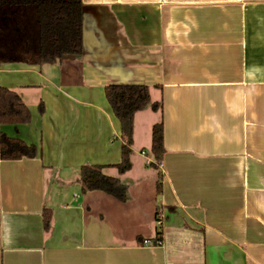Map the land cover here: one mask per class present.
Listing matches in <instances>:
<instances>
[{"label": "crops", "instance_id": "obj_1", "mask_svg": "<svg viewBox=\"0 0 264 264\" xmlns=\"http://www.w3.org/2000/svg\"><path fill=\"white\" fill-rule=\"evenodd\" d=\"M81 2L80 55L0 67L31 115L0 132L37 149L0 159V264H264V0ZM108 85L146 86L159 105L134 114L123 174ZM90 165L127 199L81 194Z\"/></svg>", "mask_w": 264, "mask_h": 264}, {"label": "trees", "instance_id": "obj_2", "mask_svg": "<svg viewBox=\"0 0 264 264\" xmlns=\"http://www.w3.org/2000/svg\"><path fill=\"white\" fill-rule=\"evenodd\" d=\"M83 4L81 0H0V67L21 63L29 66L55 64L64 56L80 55L83 49ZM104 96L113 116L119 123L120 161L114 165L120 174L131 168L129 156L132 144L133 116L150 106L156 111L158 104H151L146 86L108 85ZM39 113L43 112L42 105ZM31 115L21 98L13 91L0 87V127L25 125ZM151 153L158 170L164 155L163 128L158 123L152 127ZM37 149L21 139L0 132V159L16 161L34 158ZM103 166L90 165L80 168L81 194L100 191L118 201L127 199V187L119 179L102 173ZM162 191L160 173L156 192ZM157 216V215H156ZM43 226L49 225V211L42 213ZM161 227V226H160ZM160 227L155 242L162 241Z\"/></svg>", "mask_w": 264, "mask_h": 264}, {"label": "built area", "instance_id": "obj_3", "mask_svg": "<svg viewBox=\"0 0 264 264\" xmlns=\"http://www.w3.org/2000/svg\"><path fill=\"white\" fill-rule=\"evenodd\" d=\"M141 154H144V153L142 152ZM156 225H157V227H160V225H161V216H159L158 213H157V216H156ZM147 243H148V242L143 241V244H144V245H146ZM155 244H156V245H159V244H161V242L156 241Z\"/></svg>", "mask_w": 264, "mask_h": 264}]
</instances>
